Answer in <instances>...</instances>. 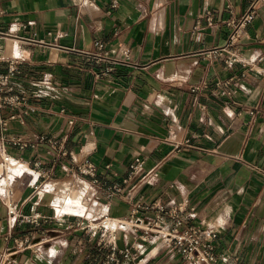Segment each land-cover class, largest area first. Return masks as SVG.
<instances>
[{
  "label": "crops",
  "instance_id": "0c3cea01",
  "mask_svg": "<svg viewBox=\"0 0 264 264\" xmlns=\"http://www.w3.org/2000/svg\"><path fill=\"white\" fill-rule=\"evenodd\" d=\"M248 3L0 0V56L21 62L10 90L36 109L17 110L8 136L46 139L23 150L0 141V193L12 191L19 211L42 216L39 227H15L32 249L12 264H99L96 239L76 227L83 221L70 212L82 204L84 215L126 218L131 199H184L194 216L186 226L218 232L215 264H264V61L256 62L264 54V0L239 42L241 57L255 69L226 64L220 51L229 23ZM231 78L227 87L216 86ZM202 81L206 88L192 93ZM11 114L2 111L4 118ZM52 136L68 153L56 163L47 142ZM185 138L193 147L175 151L172 142ZM4 154L21 170L2 173ZM135 157L144 173H155V183L123 184ZM86 162L97 169L96 183L76 171ZM76 176L87 188L89 210L78 197L85 187L64 197ZM5 215L0 200V254L12 244L5 240ZM118 236L119 247L131 243ZM138 245L144 264H189L161 245Z\"/></svg>",
  "mask_w": 264,
  "mask_h": 264
},
{
  "label": "built area",
  "instance_id": "2783aa9c",
  "mask_svg": "<svg viewBox=\"0 0 264 264\" xmlns=\"http://www.w3.org/2000/svg\"><path fill=\"white\" fill-rule=\"evenodd\" d=\"M263 0H249L245 11L234 21H231L230 32L224 47L220 51L226 53L225 63L228 65L240 64L244 69L254 70L255 63L241 57L239 52V42L244 36L245 29L251 24L257 14L260 3ZM25 40V39H22ZM96 48L101 51L102 43H95ZM215 52V51H214ZM264 54L257 58L256 62H263ZM6 64V71L0 72V141L7 145L23 150L26 148H37L43 144L46 139L40 137L35 142H29L21 136H8L9 122L16 120L17 110L23 114L34 112L36 109L28 103L24 95L12 93L10 90V80L20 73L21 62L17 58L0 56V63ZM264 77V72H263ZM233 79L225 82H217L218 88L227 87ZM238 80V79H237ZM206 88V83L202 81L190 88L192 93H198ZM223 93V92H221ZM9 109L12 114L8 118L2 116V111ZM64 109L59 114H64ZM254 113H252V116ZM23 123L22 121H20ZM69 126L73 125V120H67ZM55 157L53 163H56L58 157L68 155L64 142L58 143L52 136L48 139ZM174 150L192 148L190 139L185 138L181 141L172 142ZM11 164V159L7 155L2 157V168L6 169ZM41 161L38 159L33 163L34 168H39ZM143 161L135 157L128 165L129 173L122 182L127 185L132 180L140 185L155 183V173L153 171L143 172ZM77 173L82 177H90L96 183L97 169L91 163H82L77 167ZM45 177V175L43 176ZM37 188V187H35ZM113 191L120 193V189L115 185ZM0 200L6 209L5 221L8 231L5 236L6 241H11L5 251L0 254V264H12L13 257L26 249H32L26 238H21L14 233L15 227L24 224L40 226L42 216L39 213L26 215L18 210L16 200L12 191L0 193ZM129 216L126 218H112L107 215H100L98 218L79 216L83 223H77L76 227L84 229L88 234L89 240L96 239L94 249L102 256L99 264H144L143 258L138 257L140 253L138 242H152L161 245L162 248L171 249L183 262L189 264H215L217 257L215 255L214 242L218 238V232L205 226H186L193 214L186 213L187 201L169 200L167 203H145L142 199L132 201ZM98 219H101L97 222ZM123 237H129L131 243L119 247V234ZM34 246V245H33ZM37 245H35L36 247ZM34 247L33 252L37 253Z\"/></svg>",
  "mask_w": 264,
  "mask_h": 264
},
{
  "label": "rangeland",
  "instance_id": "374dc122",
  "mask_svg": "<svg viewBox=\"0 0 264 264\" xmlns=\"http://www.w3.org/2000/svg\"><path fill=\"white\" fill-rule=\"evenodd\" d=\"M17 167H20L19 165H15V164H12V165H8L7 167H6V170L8 171V172H10V173H12V172H18V171H20L21 170V167H20V169H16ZM12 172H11V171ZM2 173L3 172H5L4 170H3V168H2V171H1ZM73 185H71V183H69V185H70V188H71V190L72 189H75L78 193L79 192H81L82 191V187H85V185H84V183H83V181H82V179L80 178V177H75V179H74V181H73V183H72ZM66 186H68V185H64V187L63 188H65ZM51 187V186H50ZM80 190V191H79ZM86 190H87V188L85 187V190L83 191V192H81L82 194L80 195V196H78L79 198L81 197L82 198V202H83V204H85L86 205V207H87V210H89V206H88V204H87V201H86V197H85V194H86ZM64 197H69V196H64ZM79 200V199H78ZM79 205V209L81 210L80 212H78V213H74V212H70V213H74V214H76V215H81L82 214V212L85 210V206L84 205H82V204H78ZM81 206V207H80ZM63 213H65V212H63ZM84 215V214H83ZM87 216L88 217H93V218H98L100 215H96V214H87ZM99 220H101V219H98L97 220V222L99 221Z\"/></svg>",
  "mask_w": 264,
  "mask_h": 264
},
{
  "label": "bare ground",
  "instance_id": "6f19581e",
  "mask_svg": "<svg viewBox=\"0 0 264 264\" xmlns=\"http://www.w3.org/2000/svg\"><path fill=\"white\" fill-rule=\"evenodd\" d=\"M16 169H20V167H17ZM0 180H2V179H0ZM5 183V182H4ZM1 185V184H0ZM3 186V185H2ZM6 185H4V187H5ZM6 188V187H5ZM5 188H3V189H5ZM74 193H75V191L74 190H71L70 192H69V194H65L66 196H73L74 195ZM67 197H65V199H66ZM73 198V197H72ZM78 204V203H77ZM78 207H79V205H77ZM81 207V206H80ZM81 210L79 209V208H76V209H72L71 210V212H74V213H78V212H80ZM85 213V210L82 212V214L81 215H83ZM80 215V216H81Z\"/></svg>",
  "mask_w": 264,
  "mask_h": 264
}]
</instances>
